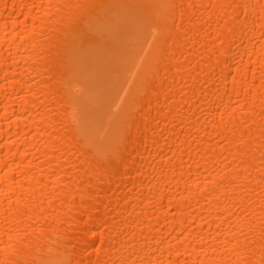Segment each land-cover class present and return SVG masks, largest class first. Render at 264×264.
<instances>
[{"label":"bare ground","instance_id":"obj_1","mask_svg":"<svg viewBox=\"0 0 264 264\" xmlns=\"http://www.w3.org/2000/svg\"><path fill=\"white\" fill-rule=\"evenodd\" d=\"M0 264H264V0H0Z\"/></svg>","mask_w":264,"mask_h":264}]
</instances>
